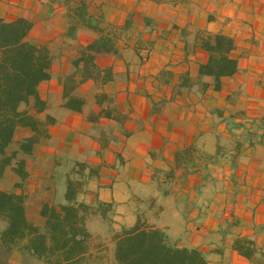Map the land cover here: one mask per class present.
<instances>
[{
	"label": "crops",
	"instance_id": "1",
	"mask_svg": "<svg viewBox=\"0 0 264 264\" xmlns=\"http://www.w3.org/2000/svg\"><path fill=\"white\" fill-rule=\"evenodd\" d=\"M90 9L121 27L123 48L109 59L111 80L101 76L78 84L71 94L84 105L70 109L63 85L81 51L66 45L89 43L97 33L81 28L77 40L67 39L70 22L58 23L51 78L39 87L47 103L39 116L51 115L55 123L48 141L37 145V164L28 168L39 188L28 196L42 193L37 214L55 198L58 170L87 159L93 198L116 202L117 213L131 212L127 225L135 223L141 199L152 198L160 208L149 221L178 245L200 247L211 264H264V0L176 6L93 0ZM57 10L49 0H0V16L29 18L34 35L47 30L42 44L54 35L48 29ZM199 28L235 37L238 70L220 90L199 77L207 52L186 48ZM83 33L89 36L85 42ZM237 238L251 240V256L235 248Z\"/></svg>",
	"mask_w": 264,
	"mask_h": 264
},
{
	"label": "trees",
	"instance_id": "2",
	"mask_svg": "<svg viewBox=\"0 0 264 264\" xmlns=\"http://www.w3.org/2000/svg\"><path fill=\"white\" fill-rule=\"evenodd\" d=\"M153 1L176 6L190 0ZM49 2L52 7L64 6L71 19L64 35L67 39L77 40L81 28L97 33L89 43L77 42L81 56L72 61L74 71L63 85L64 106L81 110L84 100L71 91L90 78L102 76L105 81L111 80L114 71L109 59L121 55L122 30L119 25L106 22L103 15L91 12L93 0ZM32 28L33 22L27 17L7 20L0 16V182L6 181L11 173L19 178L12 189L0 188V264H110V243L114 245L113 264H211L203 249L178 245L165 228L139 215L134 224L115 228L116 202L98 196L89 201L85 195L91 192L88 189L91 177L86 175L65 178L64 202L57 205L43 202L42 224L29 218L24 191L29 161L19 155L33 154L35 146L49 135V127L55 123L51 115L39 117L47 108L39 87L51 78L55 57L47 44L29 38ZM236 47L233 35L206 28L197 29L186 46L189 51L200 48L207 52V61L199 63V77L206 78V85L212 83L216 90L222 89L224 80L238 70V59L232 56ZM21 126L30 128L31 134L8 153ZM95 216L107 224L108 236L90 229ZM250 242L248 238H237L234 245L242 255L251 256Z\"/></svg>",
	"mask_w": 264,
	"mask_h": 264
},
{
	"label": "rangeland",
	"instance_id": "3",
	"mask_svg": "<svg viewBox=\"0 0 264 264\" xmlns=\"http://www.w3.org/2000/svg\"><path fill=\"white\" fill-rule=\"evenodd\" d=\"M59 8H60V6L57 5L58 10L52 19L54 21V22H52V23H54V25H51V27H49V29H48V31H50V32L54 31V33H53L54 35L51 38H49V42L46 43L49 46L52 53L54 51H59L58 50L59 49V43H57L56 38H53L56 35H58V30H57V29H59L58 23H61V21L62 22L64 21V23H66L67 19H68V22H71L70 17L68 15H66L64 12H62L61 10H59ZM80 36L83 39L81 41L85 42L89 39V36L87 33H83ZM29 38L32 39L33 41L37 42V43H40L42 40L48 39L47 30H46V33L41 32V33H37L36 35L31 33ZM66 48H79V45L73 42V43L67 44ZM39 117L40 118L43 117V114ZM41 119H43V118H41ZM51 126H53V125H51ZM27 134H28L27 129L20 128L17 131L15 141L8 148L7 152L10 153L13 149H15L17 147V142L22 140ZM48 136H43L40 142H42V143L47 142L49 139ZM53 144H57V142L53 143ZM37 145L39 146V144H37ZM37 145L35 147L34 154L23 155L21 153L19 155V157H26L28 159L30 168H32L33 165L35 166L37 164V157L38 156H36V152L39 150ZM88 155H89V153H88ZM42 168L46 172L49 171V166H47L45 164L42 166ZM92 172H93V167L89 166V164L87 163V159L85 161L74 160L72 162V164L70 163L69 165L61 167L58 170L56 177H61L62 181L58 180L57 185H55V194H56L55 198L49 200L48 202L54 203L56 205L60 204L61 202H64V195L61 193L64 192V190H65V178L66 177H68V176H70V177H83V175H86V177H90ZM18 179H19L18 176L11 173L6 181L0 182V188L4 187V188L12 189L14 182L17 181ZM33 189L34 190L36 189V191H37V189H39V188L37 187L36 184L33 183L31 178L26 179L24 181V191L26 192V195H27L26 207H27L28 216L33 222H35L37 224H42L44 222V218H42L40 213L37 214V212L35 211V210H37V205H39V203H40L39 200H40V196L42 193L37 192L38 198L33 196V198L31 199L28 195H30V193L34 192ZM36 191H35V193H36ZM35 193H34V195H35ZM85 196L89 201H92L94 199L93 193H91V192H90V194H86ZM150 201H152V202H150ZM158 208H160V207H158V203H156L152 198H143V199H141V204L138 206L137 216L139 215L142 218H145L149 223L153 224V222L151 220H150L151 221L150 222L149 219H155L154 215L157 214L156 211L158 210ZM127 211L125 210L124 212H120V213H117L115 215L116 222L113 224L115 228H120L122 225L127 224V223L129 224L128 218L130 216H132V214H131V212L128 213ZM156 223H157V221H156ZM153 225H155V224H153ZM90 229L92 231H94L96 234H99V233L102 234L103 237H105V235L108 236L107 235V233H108L107 224L104 223L97 216H95L93 218L92 222L90 223ZM190 231L193 233H197V234L200 233L198 230H195V229H192ZM113 250H114V245H113V243H110L109 250H108V259H109L110 264H113L112 263ZM19 260L20 259H17V261H19Z\"/></svg>",
	"mask_w": 264,
	"mask_h": 264
}]
</instances>
